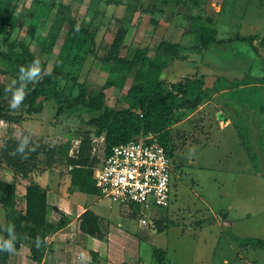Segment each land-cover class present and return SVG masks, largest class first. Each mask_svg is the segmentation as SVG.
<instances>
[{
    "label": "rangeland",
    "instance_id": "374dc122",
    "mask_svg": "<svg viewBox=\"0 0 264 264\" xmlns=\"http://www.w3.org/2000/svg\"><path fill=\"white\" fill-rule=\"evenodd\" d=\"M31 1L12 2V12L17 21L10 38L26 44L28 52L38 56L43 78L36 86L44 87L48 83L44 76L55 68L56 52L66 25H61L62 32L56 38L51 52L42 51L46 47L45 36L53 14L41 16L44 23L42 22L41 27L37 25L32 37H29L27 24L30 20L28 9L33 5ZM42 1L67 7L75 21L90 30L93 39L92 45L86 44L83 48L85 52L68 51L63 55V66L56 68L62 70L56 89L62 94L61 103L64 108L81 103L80 99L75 97L79 84H83L86 92H89L97 91L104 82L110 62H100L97 58L115 55V52H111L109 44L117 29L125 30L117 51L119 56L130 53L135 46L147 47L151 55L154 45L162 39L178 44L183 42L185 45L182 46L185 47L192 44L184 34L194 23L186 16L190 14L192 7L185 0H176L179 5L170 0H166V3L164 0H122L121 4L112 0ZM234 12L237 16L241 15L240 20L243 23L240 26L232 25L228 29V35L236 33L237 28L249 35L253 33L254 39L250 43H236V46L241 47V55L247 51L248 57L253 58L248 66L249 73L257 79H262L264 0H248L247 4H239L238 10L234 9ZM11 48L29 59L28 54L18 44H13ZM194 53L191 51L189 57L194 58ZM229 54L232 56L231 51L226 50V55L222 57L230 58ZM198 56L197 54L194 60H199L200 71L209 74V67H204L207 54L201 53ZM187 61L188 59L174 60L170 65L174 75L166 79L177 82L184 76H191L192 63ZM165 73L160 75L162 79H165ZM18 75L19 69L12 76L0 74L2 115L20 117V122L17 123L0 118V147L2 139H16L19 134H27L30 130L31 138L35 142L39 140L49 146L66 147L65 154L71 156L76 152L81 140L87 141L84 136L89 134L90 139L87 142L90 155L98 164L103 157L102 137L96 136V129L87 126L90 114L88 111L82 110L68 115L59 112L58 104L52 99H46L41 100L40 110L33 112L31 109L34 104L38 99H42L40 95L33 102L21 104L17 110L10 109L11 94L5 93L4 89L17 80ZM128 85L129 80L125 81L122 88L110 87L101 90L104 101L109 106H118L117 99ZM29 92L31 89L26 90V95ZM223 96L230 98L236 105L228 108L232 122L229 126L219 125L225 121L224 115L220 113L215 116L214 111L216 112L218 107L205 97L200 99L195 109L186 108L179 109L182 113H179V110L173 112L169 127L172 164L168 205L164 208H143L134 204L123 207L131 210L134 217L127 218L132 223H136L138 218L147 220L152 231L149 243L151 247L165 250L166 264H264V249L242 242L244 238L264 240V88L249 86L241 89L235 86ZM223 109L226 111L225 107ZM53 167L52 175L55 180L52 185L56 182L55 186H58L60 178L68 177V168L62 158ZM7 168L0 158V181L6 180L16 185L11 171ZM31 182L36 183L33 180ZM20 184L21 181L18 182L16 190H21ZM19 196L14 198L17 201L14 202L15 210L23 208ZM85 196L91 198L87 194ZM100 206L106 211L108 208L112 212L120 210L119 205L99 196V204L94 208H98L96 210L99 212ZM10 219V211L3 209L0 204V236L7 234L4 229L10 225ZM156 220L157 224L154 223ZM156 225L163 227V230L156 231ZM144 245V241H140L141 249ZM44 246L47 248L45 241ZM148 253L142 250L141 260L144 264L152 261ZM32 261L28 258L25 264H34L35 261ZM7 263L6 260L5 264ZM91 264L101 263L93 259Z\"/></svg>",
    "mask_w": 264,
    "mask_h": 264
},
{
    "label": "trees",
    "instance_id": "16d2710c",
    "mask_svg": "<svg viewBox=\"0 0 264 264\" xmlns=\"http://www.w3.org/2000/svg\"><path fill=\"white\" fill-rule=\"evenodd\" d=\"M13 1L0 0V74L11 76L21 66H25V64L28 66L34 59L38 58L37 55L28 52L26 44L10 38L17 21L12 12ZM112 1L116 4L122 3V0ZM165 1L163 2L166 3ZM170 1L173 4H180L176 0ZM31 2L33 5L28 9L30 20L27 24L29 37H32L36 27H41L44 23V18H40L41 16L45 17L50 13L53 14L52 22L45 36L44 44L46 47L42 51L51 52L56 38L62 32L61 25L65 23L66 28L56 52L55 68L44 76L48 80L47 85L37 87L36 83H28L26 90L31 89V92L26 95L23 103L33 102L40 95L42 99H38L37 103L34 104L31 109L33 112H38L41 107V100L46 99H52L58 104V111L68 115L82 110L88 111L90 114L86 122L87 126L96 129V136L101 135L103 155H106L114 145L124 143L139 133L150 132L153 133L155 141L162 146L172 163L169 127L173 112L179 109L185 110L186 108L195 109L199 105L200 99L208 96L209 88L205 85L203 75L196 73L182 77L181 81L179 80L180 82H168L162 79L160 75L169 71L174 60L188 59L185 51H199L212 47L225 55L224 45L226 42L250 43L254 39V35L242 36L238 34L230 38H218L213 20L210 17L200 14H186L187 18L194 22L189 29L193 35L194 43L189 47L162 39L154 45L151 55L148 53L147 47L135 46L128 53L129 55L126 53L124 56H119L117 51L125 30L117 29L109 44L111 52H115V55L97 58L100 62H110L104 82L97 91L91 90L89 92H86L83 84H79L78 93L75 97L78 100L80 99L81 103L64 108L61 103L62 94L56 89L62 70H56V68L63 66L65 62L63 55L68 51H82L86 44H93V39L90 30L77 23L71 16L69 9L64 5L42 0H32ZM181 2L184 1L181 0ZM77 25L79 26L78 30ZM13 44H18L28 54L29 59L14 51L11 48ZM90 53H92L91 50ZM246 55L248 56L247 53ZM127 80H129V85L119 95L117 99L118 106H109L104 101L103 89L110 87L122 88ZM0 118L7 122H13L14 120L16 123L20 119V117L3 116L1 106ZM84 137L87 141L90 139L89 134ZM1 141L0 158L12 174L28 178L32 173L50 170L62 158L68 168L69 184L86 194H96L97 191L92 179V167L97 164V160L90 155L89 142L81 140L76 152L71 156H67L65 154L66 147L49 146L39 140L35 142L31 138L30 146H35L36 150L30 153L28 159H21L20 155L14 156L11 154L17 146V138L2 139ZM12 192L13 184L1 180L0 204L3 209L10 211V225L15 226V251L21 245H25L28 247L30 258L33 261L45 264L42 260L48 248L44 246V238L49 231L55 230L58 224L48 222L45 219L44 189L37 183L30 181L24 189L23 208L18 210L13 209L15 203ZM127 205L132 204L119 205V212L123 216L134 217L131 210L123 208ZM154 223L157 224L158 221L156 220ZM78 229L82 233L97 239L103 237V233L97 224V217L89 209H85L79 214ZM161 230H163V227L156 225V231ZM7 235L4 234L3 237L7 238ZM37 236L41 239V247L39 248L35 246ZM244 239L242 242L245 245L249 244L252 247L264 249V240L257 238ZM9 254V252L0 251L2 264L6 263ZM88 256L91 261L96 260L94 252L89 251ZM151 257L152 264H166L165 250L162 248L152 247ZM121 264L127 263L122 262Z\"/></svg>",
    "mask_w": 264,
    "mask_h": 264
},
{
    "label": "crops",
    "instance_id": "0c3cea01",
    "mask_svg": "<svg viewBox=\"0 0 264 264\" xmlns=\"http://www.w3.org/2000/svg\"><path fill=\"white\" fill-rule=\"evenodd\" d=\"M186 1H188L192 7L191 10H189V15L194 13L212 18L216 30V36L218 38H230L236 34L242 36L249 35V33H245L240 28H237L243 22L240 20L241 15L237 16L234 12V9L238 10L239 4H247L248 0ZM234 24L238 25L236 27V33L228 35V29ZM184 34L188 36V41L190 40L189 43L192 41L193 44V35L190 31L188 30V32ZM252 34L253 33H251V35ZM170 42L172 41L170 40ZM236 43L242 42H226L224 45L225 50H230L232 53V56L229 54L228 56H230V58L226 59L222 57L223 54L219 53L216 49L214 50L212 47L199 51L188 50L190 53L191 51L192 53L195 52L193 54L194 58H190L189 56L191 54L185 52L188 57L187 63H192L193 73L203 75L205 85L209 88L208 96L205 98L208 99L207 101H211V103L218 107L216 112L214 111V115L218 116L220 113L224 115L225 121L222 122V124H219L220 126L222 125L221 127L232 125L229 118L228 108L236 106L231 102L230 98L223 96L227 91L235 86L241 89L248 88L249 86H260L264 88V78L257 79L248 71V66L253 59H250L246 55V51L241 55V47L238 48ZM180 45L185 44L182 42ZM201 53L207 54V60H205L204 67H209V74L202 73L200 71L199 60L198 62L197 59L194 60L197 54L200 56ZM245 63L248 65H245ZM171 70L172 69H169L164 75L165 80L169 82H173L166 79V77H173L174 74H172L173 71ZM205 78H208V80H205ZM206 81H208V83ZM223 107L226 108V111ZM180 111L181 110H179V113H182ZM18 122H20V120ZM52 170H54V167L48 171L32 173L28 178H22L11 172V175H13V181L16 185L12 182L3 180L4 182L13 184V200L14 202H17L14 198L17 195H20L22 204L24 189L25 186L28 185V182L33 180L44 189L46 203L45 219L48 222L58 224V226L55 230L49 231L44 239L48 250L44 253L42 262L45 264H91L92 261L88 256L89 251L94 252L96 260L101 264H121L122 262L127 264H144L142 263L143 260H141L142 250L146 251V253L149 252L148 254L151 257L152 245L149 243V240L152 237V231L148 227V224H141V218H138L136 223H132L131 220L123 216L119 210H117V212H112L110 208H108L106 211L100 206V211L98 212L96 210L98 208H94L95 205L99 204V196H97V194H87L91 197L87 198V196H85L86 193L69 184L67 176L66 178H60L58 186H55L57 184L56 182L53 186L52 182L55 178L53 179L54 175H52ZM19 181L22 183L20 184L21 190H16ZM24 181L26 184H24ZM62 187L65 189H61ZM87 199L88 201H86ZM85 209L91 210L97 217V224L103 233L102 239L86 235L78 229L79 214ZM140 241H144L145 244L142 249L140 248ZM20 251L21 253H19ZM82 254L83 259L81 258ZM28 258L29 261H32L28 247L21 245L17 251L8 255L7 264H15L16 262L18 264L22 262L25 264ZM34 264L42 263L34 262ZM149 264H152V261H150Z\"/></svg>",
    "mask_w": 264,
    "mask_h": 264
},
{
    "label": "built area",
    "instance_id": "2783aa9c",
    "mask_svg": "<svg viewBox=\"0 0 264 264\" xmlns=\"http://www.w3.org/2000/svg\"><path fill=\"white\" fill-rule=\"evenodd\" d=\"M171 160L153 133L137 134L114 145L93 168L97 194L109 201L164 208L170 194ZM141 224L147 220L140 219Z\"/></svg>",
    "mask_w": 264,
    "mask_h": 264
},
{
    "label": "clouds",
    "instance_id": "9594fccd",
    "mask_svg": "<svg viewBox=\"0 0 264 264\" xmlns=\"http://www.w3.org/2000/svg\"><path fill=\"white\" fill-rule=\"evenodd\" d=\"M79 26L77 25V30ZM40 60L34 59L28 66H21L19 68L18 80L12 81L4 91L11 94L9 107L12 110L19 109L26 97V87L28 83H37L42 79ZM18 83V86H17ZM31 143V131L28 130L27 134L21 133L17 136V146L11 153L12 155H20L21 159H28L31 152L36 150L35 146H30ZM14 225H8L4 230L7 232V238L0 236V251L12 253L15 251L16 234L14 231ZM35 246L41 247V239L36 237ZM83 259V254L81 256Z\"/></svg>",
    "mask_w": 264,
    "mask_h": 264
}]
</instances>
